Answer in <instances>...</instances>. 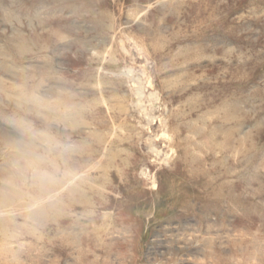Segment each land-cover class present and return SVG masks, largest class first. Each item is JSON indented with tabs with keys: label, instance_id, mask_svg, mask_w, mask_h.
Returning a JSON list of instances; mask_svg holds the SVG:
<instances>
[{
	"label": "rangeland",
	"instance_id": "rangeland-1",
	"mask_svg": "<svg viewBox=\"0 0 264 264\" xmlns=\"http://www.w3.org/2000/svg\"><path fill=\"white\" fill-rule=\"evenodd\" d=\"M0 264H264V0H0Z\"/></svg>",
	"mask_w": 264,
	"mask_h": 264
},
{
	"label": "clouds",
	"instance_id": "clouds-1",
	"mask_svg": "<svg viewBox=\"0 0 264 264\" xmlns=\"http://www.w3.org/2000/svg\"><path fill=\"white\" fill-rule=\"evenodd\" d=\"M37 175H41V173L39 172V168L37 169Z\"/></svg>",
	"mask_w": 264,
	"mask_h": 264
}]
</instances>
